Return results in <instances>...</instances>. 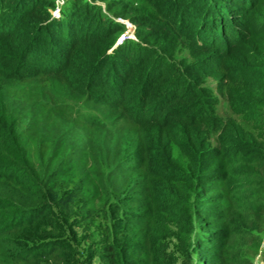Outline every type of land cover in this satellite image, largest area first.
Here are the masks:
<instances>
[{
    "label": "trees",
    "instance_id": "trees-1",
    "mask_svg": "<svg viewBox=\"0 0 264 264\" xmlns=\"http://www.w3.org/2000/svg\"><path fill=\"white\" fill-rule=\"evenodd\" d=\"M146 2L150 13L125 0H0V95L12 110L13 87L56 79L79 96L76 107L86 111L89 125H135L130 141L118 138L112 169L101 163L107 193L101 258L107 264H142L147 252L166 264L163 252L152 249L155 241L126 244L136 210L130 204L144 200L162 217L159 232L186 231L184 255L192 264H252L243 249L264 213V145L233 117L218 114L217 94L226 91L232 115L264 129V0ZM116 19L134 26V39H120L127 28ZM7 111L0 100L5 150L18 146ZM35 171L25 162L0 163V180L14 192L38 195L45 182ZM119 172L141 175L129 178L137 179V193H128L130 186L115 194ZM53 210L52 202L21 206L0 196V234ZM59 236L19 255L71 264L62 259L79 251ZM89 258L82 260L91 264Z\"/></svg>",
    "mask_w": 264,
    "mask_h": 264
},
{
    "label": "rangeland",
    "instance_id": "rangeland-1",
    "mask_svg": "<svg viewBox=\"0 0 264 264\" xmlns=\"http://www.w3.org/2000/svg\"><path fill=\"white\" fill-rule=\"evenodd\" d=\"M125 1L150 13L146 0ZM116 21L127 28L120 39H134V26L128 20ZM208 84L214 87L213 81L209 80ZM9 93L13 94L17 102L12 110L2 95L0 100L4 102L7 113H12L10 116L16 123L15 143L18 142V146L8 150L0 148V163H27L36 170L38 181L45 182V191L34 196L27 195L23 190H17L16 193L13 184L0 180V196L9 197L15 205L21 203V206H48L52 202L54 210L43 214L35 224L0 234V264H45L34 258L26 260L19 252L56 235L68 236L72 247L79 251L76 258L62 261L87 264L82 259L89 255L91 264H107L101 258V243L106 234L102 227L100 209L107 198L101 163H104L107 170L112 169V161H115L121 150L118 148V138L130 141L136 134L135 125L128 121H116L112 127L102 129L89 125L86 111L76 107L81 101L79 96L56 79L45 77L24 82L13 87ZM225 94L226 91L217 94L220 100L218 114L233 117L264 145V129L245 121L242 116L232 115L226 105ZM173 155L181 165L182 158L176 148L173 149ZM100 156L108 161L100 162ZM136 176L141 178V175L119 172V179L115 181L116 188H113L115 194L130 186L128 193H137L132 189L136 187L137 179L129 180ZM144 201L139 205L134 202L130 204L136 210L128 219L126 244L137 240L142 244L155 241L152 249L163 252L166 264H192L184 255L189 246L186 231L171 226L166 232H159L162 217ZM256 220L257 236L245 243L243 251L252 260V264H264V213L257 215ZM71 255L74 254L69 252V257ZM142 264H156L153 254L147 252L142 258Z\"/></svg>",
    "mask_w": 264,
    "mask_h": 264
}]
</instances>
